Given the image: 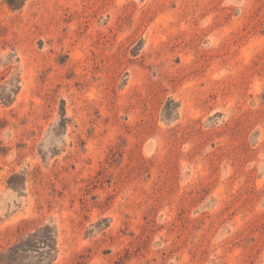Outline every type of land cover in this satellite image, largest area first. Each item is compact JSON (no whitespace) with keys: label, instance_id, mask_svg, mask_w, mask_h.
Returning <instances> with one entry per match:
<instances>
[{"label":"rangeland","instance_id":"1","mask_svg":"<svg viewBox=\"0 0 264 264\" xmlns=\"http://www.w3.org/2000/svg\"><path fill=\"white\" fill-rule=\"evenodd\" d=\"M11 1L0 252L50 225L45 264H264V0Z\"/></svg>","mask_w":264,"mask_h":264},{"label":"trees","instance_id":"2","mask_svg":"<svg viewBox=\"0 0 264 264\" xmlns=\"http://www.w3.org/2000/svg\"><path fill=\"white\" fill-rule=\"evenodd\" d=\"M14 2L8 0L10 5L16 6ZM41 231L44 233L43 240H38L37 234H27L20 243L0 252V264H22L21 257L32 252L39 255V264L50 263L57 252L54 241L56 232L50 225L42 227Z\"/></svg>","mask_w":264,"mask_h":264}]
</instances>
